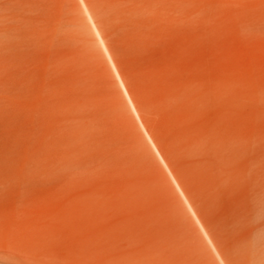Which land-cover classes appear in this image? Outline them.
<instances>
[{"label":"rangeland","instance_id":"obj_1","mask_svg":"<svg viewBox=\"0 0 264 264\" xmlns=\"http://www.w3.org/2000/svg\"><path fill=\"white\" fill-rule=\"evenodd\" d=\"M0 264H264V0H0Z\"/></svg>","mask_w":264,"mask_h":264},{"label":"bare ground","instance_id":"obj_2","mask_svg":"<svg viewBox=\"0 0 264 264\" xmlns=\"http://www.w3.org/2000/svg\"><path fill=\"white\" fill-rule=\"evenodd\" d=\"M97 33L99 34V37H100V39L102 40L101 35H100V33H99L98 30H97ZM102 42H103V41H102ZM104 46H105V44H104ZM105 49L107 50L106 46H105ZM113 65H114V63H113ZM114 67H115V65H114ZM115 70H116V72H117V74H118V77H119V80H120V83H121L122 87L124 88L125 92L127 93L128 97H129V100H130V102H131V104H132V106H133V108H134V110H135L137 116L139 117V114H138V112H137V109L135 108V105H134L133 101L131 100V98H130V96H129V93H128L127 89H126V86H125V84H124V82H123V80H122L120 74L118 73L116 67H115ZM139 118H140V117H139ZM151 141H152V139H151ZM152 143H153L155 149L157 150V152L159 153L160 157L162 158V160L165 162L164 158L162 157V155H161V153L159 152V149L157 148V146L155 145V143H154L153 141H152ZM180 189H181V188H180Z\"/></svg>","mask_w":264,"mask_h":264}]
</instances>
